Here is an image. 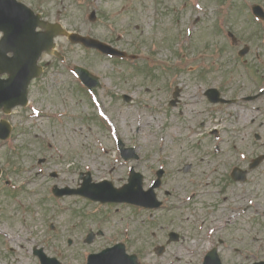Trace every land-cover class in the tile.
I'll use <instances>...</instances> for the list:
<instances>
[{
    "label": "rangeland",
    "instance_id": "1",
    "mask_svg": "<svg viewBox=\"0 0 264 264\" xmlns=\"http://www.w3.org/2000/svg\"><path fill=\"white\" fill-rule=\"evenodd\" d=\"M22 1L44 10L51 18L63 14V24L69 30L86 34L95 30L102 36L106 27L89 23L88 7L103 8V16L112 21L114 28L111 38L123 35V48L138 54V63L144 62L150 70H137L128 65L130 60L118 64L109 58L96 57L91 51H83L65 39L59 40L66 63L48 69L45 79L48 83L43 80L34 85L33 96L45 116L61 114L58 116L62 118L61 123L44 117L34 125L17 115L15 124L17 133H21L13 139L14 145L12 142L8 147L0 148V164L20 180L24 170L44 156L40 150L44 143L42 147H46L49 155L56 152L61 156L51 167L58 173V178L52 180L35 174V184L26 187L29 191L13 193L0 182V219L3 226L13 232L11 238L8 230H2L6 235L0 236V264H39L31 252L35 245L43 247L49 256L58 258L62 264H83L86 253L97 251L117 238L126 243L130 252L138 254L141 264H195V259L203 257L209 249V241L212 242L215 236L206 235L212 220L209 223L200 221L202 227L198 231L190 212L205 217L214 210L215 216H221L240 202L247 206L242 196L256 198L254 205H248L247 209L257 212L258 220L254 221L250 231L240 229L241 242L232 234L227 236L231 249L242 248L236 253L221 251V260L225 264H236L249 263L255 255L257 259H264V175L261 168L250 174L253 182L241 187L224 180L231 167L239 163L240 153L250 156L254 152H264V126L259 127V123H264V96L256 101L242 100V96L258 92L259 86H254L247 70L250 67L252 72L257 63L250 60L244 66L239 62L236 50L228 46L227 36L216 34L214 13L219 0H202L200 8L204 10L201 12H198L197 3L179 10L185 0H164V4H157L158 8L151 0ZM231 1L237 4L236 10L222 15L229 29L237 35L241 45L246 41L257 44L256 24L260 23L249 16L248 2L264 4V0ZM59 10L60 15L57 14ZM177 16L183 27L186 23L180 43L186 46L175 44L180 29L174 21ZM195 19H199V23L194 24ZM187 31L191 33L190 38L188 34L186 37ZM178 48L180 55L176 51ZM68 64L69 71L74 64L90 67L114 86L109 95H97L113 124L99 116V107L94 110L96 106L87 97L79 95L69 81V75L58 74L68 71ZM162 65L168 70H161ZM221 82L227 85L222 86L223 95L228 99L236 97L237 103L219 105L205 101L203 91L211 86L218 87ZM175 83L183 87L182 101L178 107H170L167 98ZM122 90H127L132 97L129 103L122 101ZM255 131L261 136L260 140L254 138ZM113 133L126 146H135L138 153H143L139 163L128 165L134 164L146 175L147 181L153 179L159 166L165 168L164 186L172 195L166 198L161 210L137 212L132 207L121 206L116 212L118 205L99 208L76 197L56 200L50 196L48 187L51 184L76 186L78 172L85 170L92 172L94 180L112 178L114 184H123L127 169L113 163L116 147ZM47 144L52 146L53 152L48 151ZM217 147L218 152L215 151ZM244 157L250 162L253 155ZM187 164L192 168L185 173L182 169ZM112 166L115 170L110 174ZM163 191L159 193L161 198H164ZM190 191L192 194L195 191L192 198ZM19 200L23 206L18 204ZM23 218L27 219L26 226ZM50 225L54 228L50 229ZM89 229L94 232L101 229L104 236L85 243ZM169 230L178 232L180 239L168 245L163 256L158 257L154 247L158 243L165 244ZM152 233L156 237L153 238ZM68 240H71L70 244Z\"/></svg>",
    "mask_w": 264,
    "mask_h": 264
},
{
    "label": "water",
    "instance_id": "2",
    "mask_svg": "<svg viewBox=\"0 0 264 264\" xmlns=\"http://www.w3.org/2000/svg\"><path fill=\"white\" fill-rule=\"evenodd\" d=\"M7 13L6 10H2L0 14L3 16ZM20 13L19 11L17 14ZM23 89L21 90V94H23ZM1 101L8 104L9 106L12 105L10 103V97H8V94L6 93L2 98ZM1 103V104H4ZM141 195V186H140V179L136 178L135 180L130 181L129 184L124 185L120 189H115L111 186L104 187L102 185H95L93 186V189L89 190V197L92 199H97L101 201H129L132 203H139V198ZM106 253L103 252L99 256H97V259H95V262H91L90 264H135L134 261L127 260L125 263H122L121 258L117 260H111L106 258ZM43 264H50V260L42 258ZM106 261V263H105Z\"/></svg>",
    "mask_w": 264,
    "mask_h": 264
},
{
    "label": "flooded vegetation",
    "instance_id": "3",
    "mask_svg": "<svg viewBox=\"0 0 264 264\" xmlns=\"http://www.w3.org/2000/svg\"><path fill=\"white\" fill-rule=\"evenodd\" d=\"M218 206H219V203H218ZM238 241H240V239H238Z\"/></svg>",
    "mask_w": 264,
    "mask_h": 264
}]
</instances>
